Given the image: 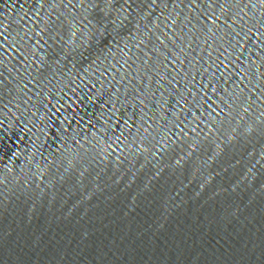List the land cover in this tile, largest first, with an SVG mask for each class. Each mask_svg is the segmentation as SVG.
<instances>
[{
	"label": "snow or ice",
	"instance_id": "1",
	"mask_svg": "<svg viewBox=\"0 0 264 264\" xmlns=\"http://www.w3.org/2000/svg\"><path fill=\"white\" fill-rule=\"evenodd\" d=\"M17 2L22 9L25 4L36 6L35 9L29 7L25 10L23 22L17 21L16 29L8 26V32L13 37L10 47L19 48L25 53L19 56L20 63L13 65L14 73L10 71L9 75H13L12 82L16 85V91L28 100L32 98L29 93L33 88L37 89L34 95L38 98L41 91L47 96L46 88L51 83V78L61 71L60 68H53L52 62L40 61V70L36 76L32 75V62L29 61L27 53L34 50L42 38L63 29L74 35L81 24L87 27L91 23L88 19L90 9L94 13L93 19L101 17L102 23L112 22L115 36H127L123 46L116 42L119 51L112 49L113 54L105 57L106 62L89 66L79 85L82 90L91 92L101 100L104 109L102 115L106 116L112 135H116L118 131L126 138L132 134L133 127L139 132V126L150 124L151 118L148 114L152 109L149 103L153 99L157 105L156 110L166 117H169V102L175 101L177 107L170 116L175 120L174 127L177 128L187 119L186 114L203 122V116L198 113L208 111L207 105L216 96H227L232 102L247 104L252 100L249 93L259 91L260 96L257 99L264 101V55L253 59L252 48L245 47L256 33H259L257 39L264 42V16L259 20L249 17L251 23L246 22L242 25L240 13L243 9L234 10L238 9V0H17ZM181 5L187 9L184 15H178L176 12ZM156 9L160 11L154 16ZM5 29V20L0 18V65L3 64L2 45L5 43ZM165 29H170L171 34L165 32ZM105 32H108L107 28ZM161 34L167 38V42L161 38ZM177 39L181 40L183 47L176 43ZM194 43L199 44L200 53L207 52L211 63L205 60L202 54L191 55ZM173 48L179 51H173ZM245 51L249 56L242 67L239 61ZM167 53L173 57L170 63L177 68L171 78ZM213 53L216 55L213 56ZM189 57L190 66L184 62ZM201 60H204L207 67L201 64ZM185 68L187 71H184ZM234 69L241 73L239 81L230 88L226 87L225 84L232 82L236 75ZM4 71L0 66V100L3 98L4 88L7 87ZM198 73H202V77L206 78L205 82H196ZM181 77L183 88H177L176 83L180 82ZM248 85L252 87L249 88ZM154 86L161 89L159 97H154ZM116 139L120 141V136H116Z\"/></svg>",
	"mask_w": 264,
	"mask_h": 264
},
{
	"label": "water",
	"instance_id": "2",
	"mask_svg": "<svg viewBox=\"0 0 264 264\" xmlns=\"http://www.w3.org/2000/svg\"><path fill=\"white\" fill-rule=\"evenodd\" d=\"M35 5L20 7L17 0H0V18L5 20V43L2 45V60L5 84L0 100V264H16L27 219L29 216L36 177L38 173L49 100L53 84L46 88L48 95L41 91L39 98L32 89L31 100L16 91L12 82L13 65L19 64L24 55L19 48L10 47L13 37L8 32L23 22L25 10ZM43 11V9H41ZM31 27V25H29ZM62 30L44 37L36 48L27 53L32 62V75L41 68L40 61H56ZM27 101V102H25Z\"/></svg>",
	"mask_w": 264,
	"mask_h": 264
}]
</instances>
